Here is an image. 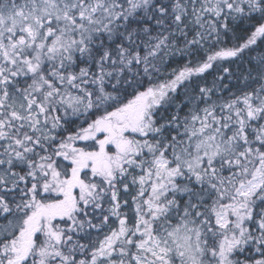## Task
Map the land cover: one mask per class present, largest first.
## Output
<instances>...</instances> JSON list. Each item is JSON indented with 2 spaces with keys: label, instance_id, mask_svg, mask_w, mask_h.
Segmentation results:
<instances>
[{
  "label": "snow or ice",
  "instance_id": "obj_1",
  "mask_svg": "<svg viewBox=\"0 0 264 264\" xmlns=\"http://www.w3.org/2000/svg\"><path fill=\"white\" fill-rule=\"evenodd\" d=\"M0 264H264V0H0Z\"/></svg>",
  "mask_w": 264,
  "mask_h": 264
}]
</instances>
